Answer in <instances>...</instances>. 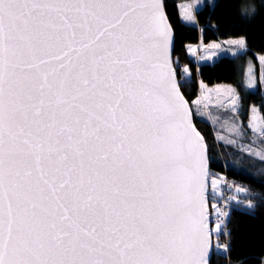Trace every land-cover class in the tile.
Here are the masks:
<instances>
[{
  "label": "snow or ice",
  "instance_id": "obj_1",
  "mask_svg": "<svg viewBox=\"0 0 264 264\" xmlns=\"http://www.w3.org/2000/svg\"><path fill=\"white\" fill-rule=\"evenodd\" d=\"M192 7L181 5V28L195 23ZM165 8L0 0V264H210L230 250L211 240L230 237V211L212 204L209 228V177L213 191L222 181L173 68L176 28ZM226 43L247 51L244 36ZM211 49L200 59L229 51ZM223 91L236 110L235 90ZM249 126L264 137V118Z\"/></svg>",
  "mask_w": 264,
  "mask_h": 264
},
{
  "label": "trees",
  "instance_id": "obj_2",
  "mask_svg": "<svg viewBox=\"0 0 264 264\" xmlns=\"http://www.w3.org/2000/svg\"><path fill=\"white\" fill-rule=\"evenodd\" d=\"M185 1L188 0H165L167 14L176 28L174 61L176 57L179 58L175 66L179 81L183 84L181 90L192 105L194 121L206 139L211 173L215 177L225 176L223 183L230 182L247 189L246 192H237L221 185L224 196L221 203H226L230 211L227 227L231 235L216 236L214 242L218 241L221 245L230 241V250L226 255L213 254L210 264H263L264 206H261L260 197L264 196V161L240 147V144H229V140L221 139L212 122L192 102L201 93V82L209 85L231 83L241 94L243 103L256 105L264 118V93L261 89L250 90L245 86L241 62L246 58L240 61L235 57L223 56L212 63L198 64L183 46L198 43L203 31L206 41L244 36L248 56L264 54V0H217L214 5L206 3L196 10V23H188L181 28L177 19L181 14L180 4ZM248 7H254L256 14L254 18L244 19L241 13ZM185 66L191 74L182 75L181 70ZM243 142L247 144L249 140ZM210 193L212 205L215 198L212 197L214 193ZM228 194L232 195L230 200L225 197ZM238 200H243L245 204L251 200L256 207L243 209L236 204Z\"/></svg>",
  "mask_w": 264,
  "mask_h": 264
},
{
  "label": "rangeland",
  "instance_id": "obj_3",
  "mask_svg": "<svg viewBox=\"0 0 264 264\" xmlns=\"http://www.w3.org/2000/svg\"><path fill=\"white\" fill-rule=\"evenodd\" d=\"M216 1L217 0H202L199 6H196V0H188V1L182 2L180 4V8H181V5H193V7L190 10L192 11L193 16L195 17V23H196V10L204 7L206 3H210L211 5H214ZM237 38L239 37H230V38L218 39V40H213V41H206L204 38V33L202 31L201 36H200V41L198 43L189 44V45L198 47V51L194 55H191V56L195 58L198 64L212 63L223 56L235 57L238 60L246 58L245 61L240 60L242 61L241 62L242 76H243L245 86L250 90L261 89L262 92L264 93V65H261L260 60L258 59V57H264V54H256L254 57L248 56L246 54L247 51L239 52L235 45L226 43L227 41L234 40ZM213 42L216 44H219L222 48H228L229 51L225 53H221L215 56L211 60H201L200 57L211 56L213 51H215L214 49H211V45ZM205 49H209V50L206 51ZM233 52H235L236 54L232 55ZM249 63H251L252 78L254 81L251 84H249V80H248ZM174 65H175V62H174ZM175 69H176V66H175ZM176 73H177V70H176ZM189 74H191V71H189V73L185 75H189ZM177 76H178V73H177ZM203 85H205L206 88L201 87V93L199 97L197 98L201 102L199 104H195V106L198 109H200L202 113L208 117V119L212 122L214 127L218 130L219 135L227 140H235L236 141L235 143H238L241 146H244V149L251 153H254V152L264 153V140H263L264 137H261L258 132H253L249 126L250 120H252L253 123L257 125L261 123V118H263V116L260 110L258 109V107L254 104L245 105L243 103L241 94L238 92L235 86L231 83H217L214 85H209L203 82ZM228 86L234 89L235 94L239 97L238 106L236 110H232L229 107V95L227 92L223 91V89ZM217 88H220L221 91L217 92L216 91ZM253 107L257 109L256 113L252 112ZM191 109H192L193 117H194V110L192 108V105H191ZM253 116L256 117L255 120H253ZM235 129L241 130L243 132V135H238L237 132L234 131ZM247 139L249 140V142H246L247 144H245L243 140L247 141ZM212 178L213 177H210L209 179L210 192L212 191L214 193L212 195V197L215 198V201L213 204L217 205V203H221V201H223L224 199L223 198L224 196L222 194L223 192L221 190V185L230 184V182L223 183L225 181V176L223 177L221 175L220 177L219 176L215 177L217 179H220L222 183L218 190L213 191L211 188V183H210ZM217 195L219 196L217 197ZM217 207H220V206H217ZM210 208H211V220L213 221L215 219V215H214L215 209L211 207V202H210ZM215 237L216 235L214 234V241H215ZM224 244H221V245H224Z\"/></svg>",
  "mask_w": 264,
  "mask_h": 264
},
{
  "label": "water",
  "instance_id": "obj_4",
  "mask_svg": "<svg viewBox=\"0 0 264 264\" xmlns=\"http://www.w3.org/2000/svg\"><path fill=\"white\" fill-rule=\"evenodd\" d=\"M165 10H166V8H165ZM166 13H167V11H166ZM168 15V14H167ZM171 22V21H170ZM173 58H174V50H173ZM173 68L175 69V65H174V63H173ZM175 71H176V69H175ZM177 74V73H176ZM177 79H178V76H177ZM182 91V90H181ZM183 93V92H182ZM184 94V93H183ZM185 96V95H184ZM185 98H186V96H185ZM187 99V98H186ZM188 100V99H187ZM189 107H190V109H191V105H190V103H189ZM192 110V109H191ZM192 119H193V124L195 125V127L197 128V130L202 134V136L204 137V135H203V133L199 130V128L197 127V125H196V123H195V121H194V117H192ZM204 139H205V137H204ZM205 142H206V139H205ZM207 143V142H206ZM209 154V153H208ZM210 167V171H211V165L209 166ZM209 179H210V177H209ZM210 185V184H209ZM208 192L210 193V186H208ZM208 209H207V212H208V215H209V228L211 229L212 228V220H211V208H210V198H209V200H208ZM211 240H212V242L213 243H215L214 242V234L212 235V237H211ZM213 256V255H212ZM212 258V257H211Z\"/></svg>",
  "mask_w": 264,
  "mask_h": 264
},
{
  "label": "built area",
  "instance_id": "obj_5",
  "mask_svg": "<svg viewBox=\"0 0 264 264\" xmlns=\"http://www.w3.org/2000/svg\"><path fill=\"white\" fill-rule=\"evenodd\" d=\"M226 187L231 188L233 191H236V185L230 183V184H226ZM231 194L225 195L226 199H231ZM217 206H220V208H223L225 210H228V206L226 205V203H217ZM215 215V214H214Z\"/></svg>",
  "mask_w": 264,
  "mask_h": 264
}]
</instances>
